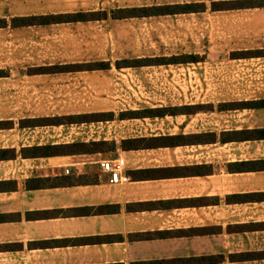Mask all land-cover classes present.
Wrapping results in <instances>:
<instances>
[{"label":"crops","instance_id":"crops-1","mask_svg":"<svg viewBox=\"0 0 264 264\" xmlns=\"http://www.w3.org/2000/svg\"><path fill=\"white\" fill-rule=\"evenodd\" d=\"M41 1L0 0V65L13 61L11 20L54 15ZM226 64L251 88L216 104L246 106L104 122L114 136L87 140L117 148L86 156L32 158V147L72 143L77 133L66 140L61 126L26 124L46 117L24 116L32 109L15 105V74L1 75L0 264H264V57ZM207 134L214 142L196 137ZM178 135L198 142L118 147ZM117 157L125 183L100 168ZM83 175L86 184L76 181Z\"/></svg>","mask_w":264,"mask_h":264},{"label":"rangeland","instance_id":"rangeland-1","mask_svg":"<svg viewBox=\"0 0 264 264\" xmlns=\"http://www.w3.org/2000/svg\"><path fill=\"white\" fill-rule=\"evenodd\" d=\"M44 1L46 4L39 3L44 4L47 13L54 15L105 12L107 18L15 28L13 61L7 66L4 59L0 71L15 74V105L32 109L24 116L51 119L111 113L117 119L121 112L145 107L201 104L215 109L218 101L237 99L232 96L234 91L251 88L243 75L237 78L232 72L234 68L226 64L227 60L232 54L264 49V8L218 12L209 9L213 1L236 0ZM190 2L203 3L206 10L175 16L110 18V11L118 8ZM182 54L197 55L201 61L187 65L114 67L120 60ZM99 62L108 64V68L24 77L38 68ZM40 120L25 123H46ZM96 123L94 127L89 124L59 126L64 138L68 132L77 133L72 134L73 142H84L95 132H99L96 137L108 138L109 126L104 122ZM113 128L110 126L111 131ZM117 131L118 128L116 134ZM111 136H114L112 132Z\"/></svg>","mask_w":264,"mask_h":264},{"label":"trees","instance_id":"trees-1","mask_svg":"<svg viewBox=\"0 0 264 264\" xmlns=\"http://www.w3.org/2000/svg\"><path fill=\"white\" fill-rule=\"evenodd\" d=\"M264 8V0H236V1H213L210 3V11H233L241 9H254ZM206 7L203 3H181V4H163L153 5L149 7H132V8H118L110 11V18L112 20H125L133 18H149V17H160V16H175L182 14H195L203 12ZM107 15L105 12H92V13H68V14H57V15H45V16H27V17H15L11 20L10 25L14 28L22 27H33V26H48L52 24L61 23H76V22H89L106 19ZM264 49L256 50L254 52L244 54H232L231 59H248V58H263ZM201 59L197 55H175L169 57H147L130 60H120L114 63L116 69L121 68H141L149 66H168V65H187L197 64ZM108 64L104 62L93 63L90 65H64V66H51L38 68L30 71V75L38 74H61L70 73L77 71H93V70H105L108 68ZM5 75L1 73L0 76ZM234 106L244 107L246 104H218L216 106L218 111L229 110ZM210 105H181V106H167V107H156L143 109L137 111H125L121 112L117 117L118 120L123 119H155L164 118L165 116H180V115H194L200 111L212 110ZM114 117L111 113L107 114H90L83 116H69L63 118H51L41 119L39 122H46L47 126H59L64 124L79 125V124H91L96 122H108L113 121ZM31 126L35 124L30 123ZM211 135V136H210ZM197 138H203L205 142H214V135L207 134L204 136H196ZM211 137V138H210ZM229 137V136H228ZM230 138H226V135H222L220 142L224 143L229 141ZM189 139H186L182 135L158 137V138H144V139H130L122 140L119 142L118 147L122 150H137V149H149L158 147H176L184 144H197ZM202 142V141H201ZM117 148L113 141L107 142L103 140L89 141V142H72L66 144L57 145H45L41 147L31 148V157L42 158V157H55V156H78V155H92V154H105L115 151ZM76 181L79 183L86 184L89 179L86 175L81 176Z\"/></svg>","mask_w":264,"mask_h":264},{"label":"built area","instance_id":"built-area-1","mask_svg":"<svg viewBox=\"0 0 264 264\" xmlns=\"http://www.w3.org/2000/svg\"><path fill=\"white\" fill-rule=\"evenodd\" d=\"M125 160L122 157H117L112 161H101L100 168L102 171L110 173L111 182L125 183L127 178L122 175Z\"/></svg>","mask_w":264,"mask_h":264}]
</instances>
